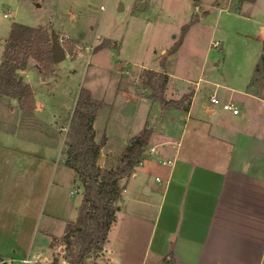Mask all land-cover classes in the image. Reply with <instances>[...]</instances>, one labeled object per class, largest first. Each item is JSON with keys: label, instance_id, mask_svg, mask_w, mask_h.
Here are the masks:
<instances>
[{"label": "crops", "instance_id": "obj_1", "mask_svg": "<svg viewBox=\"0 0 264 264\" xmlns=\"http://www.w3.org/2000/svg\"><path fill=\"white\" fill-rule=\"evenodd\" d=\"M186 3L191 17L198 12V19L190 23L188 31L202 25L206 19L219 20V12L223 11L233 14L238 23H249V28L244 30H248L246 39L256 43L258 48L262 43L256 51L260 56L256 65L259 62L260 67L263 65L261 72L255 65L243 86L212 79L203 85L201 74L177 75L172 70L173 63L167 67L139 65L167 74L163 95L181 102L179 106L165 107L149 95L148 85H141L136 91L120 86L118 80L116 92L146 109L145 119H139L135 131L149 127L152 132L146 144L148 148L145 146L147 154L128 175L120 178L122 188L115 201V220L101 249L88 253L99 252V256L93 259L85 256L86 264H161L164 260L168 264H264V79L255 83L256 77L262 76L264 71V62L260 60L264 54V0H211L209 6L202 0L199 5H193V0ZM44 26L54 29L50 22ZM214 41L220 44L215 39L210 45L214 46ZM187 42L185 35L176 47V54L183 51ZM92 47L89 48L92 50ZM207 49L208 46L206 53ZM65 53L66 57V49ZM87 89L100 101L93 122L97 141V116L105 104L111 103ZM199 93H208V102L200 104ZM212 95L232 100L238 112L213 103ZM154 103L159 114L175 108L177 121H164L161 129L152 126L149 106ZM111 111L103 129L105 142L100 148L104 167H114L120 161L126 144L136 133L123 129L122 142L115 147L108 146ZM40 158L38 162L43 164V169L33 179L29 191L30 199L42 210H39L40 218L33 234V238L38 235L41 243L29 247V254H34L38 260L43 256L49 259L54 248L63 250L66 223L76 219L83 201V183L65 164V157L61 163L65 171L64 167L58 169L57 180H53L56 175H53V167L56 173L58 165L52 161L48 165V161ZM70 180L81 184L80 197L74 198L79 189L70 188ZM45 206L46 212L43 211ZM10 211L14 212L11 217ZM15 211L7 206L4 215L0 213V238H12L19 244L29 216L22 208ZM6 247L0 242L1 260H11L13 264L17 257L26 264L22 259L31 258L15 249L10 252Z\"/></svg>", "mask_w": 264, "mask_h": 264}, {"label": "rangeland", "instance_id": "obj_2", "mask_svg": "<svg viewBox=\"0 0 264 264\" xmlns=\"http://www.w3.org/2000/svg\"><path fill=\"white\" fill-rule=\"evenodd\" d=\"M199 1L193 0V5H199ZM210 1L202 0L208 6ZM219 13V20L206 19L202 25L189 31L188 26L183 31V25L191 18L186 0H0V59L13 21L31 26L52 23L53 31L69 53L57 62L52 58L48 63L39 58H29L25 68L17 70V75L31 85L34 108L22 109L16 97L0 94V213L3 214L8 206L16 211L22 208L29 216L21 243L15 244L12 238H0V242L7 246L6 250L11 252L15 249L23 256L35 257L29 254V247L41 243L38 235L33 238L40 218V206L37 207L30 199L29 191L33 179L43 169V164L38 162L40 157L48 161V165L50 161L58 165L56 173L53 167V175L56 174L53 180L58 179L60 167L65 171L61 163L74 136L69 119L81 87L90 88L94 95L111 103L100 109L96 137L97 142L101 137L105 140L103 129L112 109L107 134L108 146L115 147L122 142L121 130L135 131L139 119H145L147 114L143 105L116 92L118 80L120 86L136 91L148 79L156 83L157 75L147 72L148 68L139 66L141 64L167 67L173 63L175 74H201L203 85L212 79L243 86L246 76L254 71L260 57L256 51L262 43L258 48L256 43L246 39L248 30H244L249 28V23H238L233 14H225V11ZM193 16H198V12L195 11ZM61 27L75 40L66 36ZM185 35L188 42L183 51L176 54L177 49L173 47ZM215 39L220 44L210 45V41ZM85 44L88 46L84 47ZM262 78L264 71L262 76L256 77L255 83ZM149 88L151 96L153 89ZM22 97L26 101L29 99L26 93ZM198 97L200 104L208 102V93H199ZM93 99L100 104L99 100ZM156 105L149 106L152 126L161 129L164 121H177L175 108L159 114ZM146 149L144 147L143 155L147 154ZM19 153L21 158H18ZM49 171L48 167V178L51 176ZM81 187L77 181L70 180V188L79 189L74 198L80 197ZM46 210L45 206L43 211ZM9 213L11 217L14 212ZM51 253L49 259L43 256L39 262L52 264L55 258L60 264H65V261L68 264L65 246L61 252L54 248ZM99 254H87L86 257L93 259ZM13 264L23 263L16 257ZM26 264L37 263L32 260Z\"/></svg>", "mask_w": 264, "mask_h": 264}, {"label": "trees", "instance_id": "obj_3", "mask_svg": "<svg viewBox=\"0 0 264 264\" xmlns=\"http://www.w3.org/2000/svg\"><path fill=\"white\" fill-rule=\"evenodd\" d=\"M197 19L198 16H192L183 25V31ZM54 34L57 33L53 29L41 24L31 26L13 21L10 25L0 59V94L16 97L22 109H32L34 99L30 84L17 75V70L25 68L29 58H39L43 63H48L51 59L50 45ZM179 43L180 40L173 49H176ZM260 60L261 63L264 62V54ZM261 67L259 62L256 68ZM147 72L157 75L156 83L151 79L146 81L153 89L151 97L163 107L179 106L180 99H166L163 95L167 74L153 69H148ZM24 93L29 96L27 101L22 97ZM99 105V102L92 98L89 89L81 87L70 119L74 136L65 151V164L76 172L83 183V201L76 219L67 221L65 233L62 235V241L68 251V264H86L85 256L101 249L115 220V201L122 188L120 178L128 175L141 160L152 132L149 127H143L131 137L120 161L114 167L100 166V148L105 140L102 137L99 142L95 141L93 125ZM52 264L60 263L58 259L53 258ZM161 264H168V261L164 260Z\"/></svg>", "mask_w": 264, "mask_h": 264}, {"label": "built area", "instance_id": "obj_4", "mask_svg": "<svg viewBox=\"0 0 264 264\" xmlns=\"http://www.w3.org/2000/svg\"><path fill=\"white\" fill-rule=\"evenodd\" d=\"M4 15L6 16V13H4ZM219 44L218 41H214L213 42V45L214 46H217ZM210 100L213 102V103H216V104H220L222 108L224 109H227V110H231L233 113H237L238 112V107L234 104V102L230 99H227V100H221L219 97H217L216 95H212L210 97ZM34 261V262H38V258H24L22 259V261L24 263H28V262H31V261ZM0 264H11V260H1V263ZM65 264H66V261H65Z\"/></svg>", "mask_w": 264, "mask_h": 264}, {"label": "water", "instance_id": "obj_5", "mask_svg": "<svg viewBox=\"0 0 264 264\" xmlns=\"http://www.w3.org/2000/svg\"><path fill=\"white\" fill-rule=\"evenodd\" d=\"M50 51H51V58L53 61H58L65 57V49L60 42L57 34H54L51 39V45H50ZM98 164L100 166L103 165L102 155H100L98 159Z\"/></svg>", "mask_w": 264, "mask_h": 264}]
</instances>
